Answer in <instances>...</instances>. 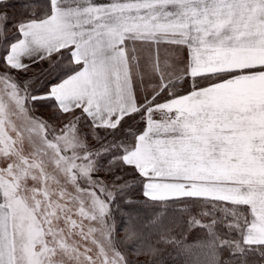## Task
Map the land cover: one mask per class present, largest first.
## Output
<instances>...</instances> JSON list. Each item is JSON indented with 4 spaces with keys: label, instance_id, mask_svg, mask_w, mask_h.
Masks as SVG:
<instances>
[{
    "label": "snow or ice",
    "instance_id": "obj_1",
    "mask_svg": "<svg viewBox=\"0 0 264 264\" xmlns=\"http://www.w3.org/2000/svg\"><path fill=\"white\" fill-rule=\"evenodd\" d=\"M0 264H264V0H0Z\"/></svg>",
    "mask_w": 264,
    "mask_h": 264
}]
</instances>
